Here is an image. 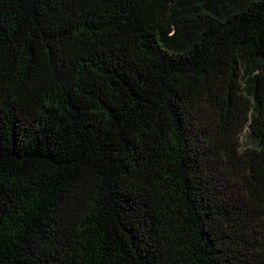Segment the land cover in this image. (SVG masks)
<instances>
[{
  "label": "trees",
  "instance_id": "1",
  "mask_svg": "<svg viewBox=\"0 0 264 264\" xmlns=\"http://www.w3.org/2000/svg\"><path fill=\"white\" fill-rule=\"evenodd\" d=\"M0 264H264V0H0Z\"/></svg>",
  "mask_w": 264,
  "mask_h": 264
},
{
  "label": "rangeland",
  "instance_id": "2",
  "mask_svg": "<svg viewBox=\"0 0 264 264\" xmlns=\"http://www.w3.org/2000/svg\"><path fill=\"white\" fill-rule=\"evenodd\" d=\"M244 136H245V135L243 134V136H242V141H243V142L245 141V138H246V137H244Z\"/></svg>",
  "mask_w": 264,
  "mask_h": 264
}]
</instances>
